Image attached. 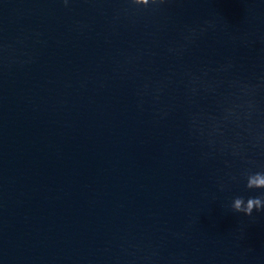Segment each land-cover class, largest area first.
<instances>
[{"label": "water", "instance_id": "obj_1", "mask_svg": "<svg viewBox=\"0 0 264 264\" xmlns=\"http://www.w3.org/2000/svg\"><path fill=\"white\" fill-rule=\"evenodd\" d=\"M246 170L264 0H0V264H264Z\"/></svg>", "mask_w": 264, "mask_h": 264}, {"label": "clouds", "instance_id": "obj_2", "mask_svg": "<svg viewBox=\"0 0 264 264\" xmlns=\"http://www.w3.org/2000/svg\"><path fill=\"white\" fill-rule=\"evenodd\" d=\"M167 2L168 0H130V3L133 5L145 7L149 5H163ZM64 3L67 5L68 0H64ZM241 175L246 180V189L264 190V171L253 172L246 170L242 172ZM232 179H236V177H232ZM231 208L235 213H243L246 216H252L254 211H264V195L250 196L247 199L243 196H236L232 200Z\"/></svg>", "mask_w": 264, "mask_h": 264}]
</instances>
